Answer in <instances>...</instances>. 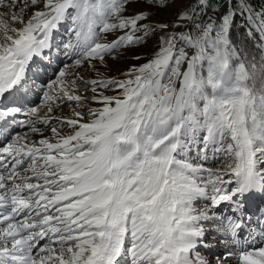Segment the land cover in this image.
Here are the masks:
<instances>
[{
	"label": "snow or ice",
	"instance_id": "6c2138e0",
	"mask_svg": "<svg viewBox=\"0 0 264 264\" xmlns=\"http://www.w3.org/2000/svg\"><path fill=\"white\" fill-rule=\"evenodd\" d=\"M222 7L0 0V264H264V9Z\"/></svg>",
	"mask_w": 264,
	"mask_h": 264
},
{
	"label": "rangeland",
	"instance_id": "374dc122",
	"mask_svg": "<svg viewBox=\"0 0 264 264\" xmlns=\"http://www.w3.org/2000/svg\"><path fill=\"white\" fill-rule=\"evenodd\" d=\"M233 2L235 3L236 0H233ZM248 2L253 7L252 1L248 0ZM185 3H195V0H185ZM223 4H224V0H207V9H206L207 15L212 16L214 15V12L216 11H223V7H222ZM144 7L145 5L142 3H133L129 5L128 11L129 13H132V12H136V11L143 9ZM181 7H183V5L177 3V4H171L168 8H165V9H152L151 11L153 14L150 17V20L143 21L142 23H153V24L169 23L170 24L175 19V13ZM64 27H66V25ZM64 27H62L60 31L57 33V38H56L57 42H59L60 37L64 35ZM181 30L182 29H176V31H181ZM157 34H159V32ZM115 35L116 34L110 35L108 39L109 40L113 39ZM64 38L65 39L67 38L66 35L64 36ZM155 46H156V39L155 37H152L151 39L148 40L146 45L139 46V47H133L128 50L119 49L117 50V53H116L117 59L113 60L109 58L108 68H102L101 71H103L106 75L118 76L119 72L126 71L132 65L146 62V60L149 59L152 53L154 52ZM134 54L141 55L142 59L139 61L134 60L132 58ZM50 71L51 70H49V72ZM88 75H95V73H88ZM63 114L70 115V109L65 107L63 110ZM57 115H60L59 111L57 112ZM17 131H22V129L21 130L19 129ZM45 134L49 135L50 130H45ZM35 138H38V137H35ZM193 156H195V150L193 151ZM260 204L262 205V203ZM260 204H258L257 206H259ZM202 205H203V202L201 201L199 204H197V207H201ZM251 208L252 207H250V209ZM207 240L213 241L211 236H208ZM208 243H211V242H208ZM212 243H214V241ZM212 251H218V249H212ZM201 255L208 256L206 258H209V259L213 258V256L209 255V252L205 250H201Z\"/></svg>",
	"mask_w": 264,
	"mask_h": 264
},
{
	"label": "trees",
	"instance_id": "16d2710c",
	"mask_svg": "<svg viewBox=\"0 0 264 264\" xmlns=\"http://www.w3.org/2000/svg\"><path fill=\"white\" fill-rule=\"evenodd\" d=\"M254 9L257 11L264 9V0H251ZM240 22V17L237 16V23ZM233 37L239 42L241 48L246 49V55H258V47L255 41L245 40L243 30L239 28L233 29Z\"/></svg>",
	"mask_w": 264,
	"mask_h": 264
},
{
	"label": "bare ground",
	"instance_id": "6f19581e",
	"mask_svg": "<svg viewBox=\"0 0 264 264\" xmlns=\"http://www.w3.org/2000/svg\"><path fill=\"white\" fill-rule=\"evenodd\" d=\"M19 116H20V115H17V116L15 117V119H18V120H19V119H20ZM11 118H12V117H11ZM17 130H19V128H16V127H15V129H14L13 131H17ZM20 130H21V129H20ZM44 134H45V133H44ZM45 135H46V134H45ZM38 138H39V137H38ZM38 138H36V139H38ZM250 207H252V206L250 205ZM207 242H211V243H212L213 241L207 240ZM214 249H215V248H214ZM205 251H207V250H205ZM209 255H210V254H209ZM205 257H208V256H205ZM211 259L214 260L215 258L213 257V258H211Z\"/></svg>",
	"mask_w": 264,
	"mask_h": 264
}]
</instances>
